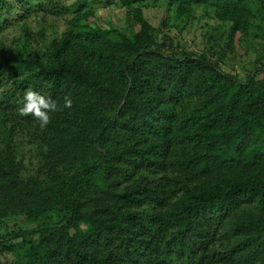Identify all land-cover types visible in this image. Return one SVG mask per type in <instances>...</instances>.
Here are the masks:
<instances>
[{"label":"trees","instance_id":"obj_1","mask_svg":"<svg viewBox=\"0 0 264 264\" xmlns=\"http://www.w3.org/2000/svg\"><path fill=\"white\" fill-rule=\"evenodd\" d=\"M118 1L129 30L61 0H0V32L70 15L43 53L26 23L18 45L0 37V228L60 217L0 234V264H264V48L244 79L221 69L236 44L264 45V0H165L225 28L216 52L160 36L147 0ZM28 88L72 108L41 129L18 114Z\"/></svg>","mask_w":264,"mask_h":264},{"label":"rangeland","instance_id":"obj_2","mask_svg":"<svg viewBox=\"0 0 264 264\" xmlns=\"http://www.w3.org/2000/svg\"><path fill=\"white\" fill-rule=\"evenodd\" d=\"M62 3L75 6L81 5L93 11V21L102 28L117 27L123 30H129L132 26L131 19L125 13L118 0H61ZM143 8L145 18L152 26L160 31V36L167 34L175 45L199 51L205 46L209 51H218L223 42V29L219 22L207 17L201 11H197L193 19L177 18L171 9H167L165 0H147L138 4ZM75 9L74 7L72 10ZM38 10V9H37ZM67 16H52L42 12H33L25 21H14L10 26L2 27L0 37L7 43L16 46L22 38V25L26 23L33 34L32 48L43 53L45 46L52 39H57L65 31L67 26ZM221 26V28H220ZM43 31V39L37 35ZM242 46L246 47L243 48ZM262 44H253L251 46L242 43L235 45L232 54L227 55L221 69L244 79L252 72L257 63L256 57L261 54ZM264 61V59H263ZM19 158L23 165L24 175L33 174L36 167L34 151L28 144L20 148ZM60 219L57 214H48L35 221H26L21 217L9 219L0 228V234H8L21 229L35 228L43 222H54ZM20 240L13 239L11 242L17 244ZM6 260L14 263L17 254H6Z\"/></svg>","mask_w":264,"mask_h":264},{"label":"clouds","instance_id":"obj_3","mask_svg":"<svg viewBox=\"0 0 264 264\" xmlns=\"http://www.w3.org/2000/svg\"><path fill=\"white\" fill-rule=\"evenodd\" d=\"M73 101L70 95L66 94L63 98V104L60 105L55 99L28 88L23 94V104L18 109L20 116H32L39 122L41 129L51 121L50 113L63 111L64 108L71 109Z\"/></svg>","mask_w":264,"mask_h":264}]
</instances>
